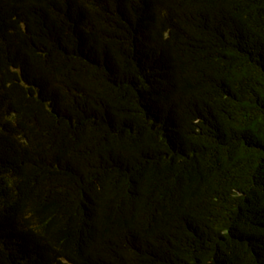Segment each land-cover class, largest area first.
I'll return each mask as SVG.
<instances>
[{
	"label": "trees",
	"instance_id": "16d2710c",
	"mask_svg": "<svg viewBox=\"0 0 264 264\" xmlns=\"http://www.w3.org/2000/svg\"><path fill=\"white\" fill-rule=\"evenodd\" d=\"M0 264H264V0H0Z\"/></svg>",
	"mask_w": 264,
	"mask_h": 264
}]
</instances>
